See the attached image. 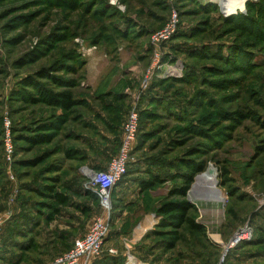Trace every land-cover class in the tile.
I'll return each instance as SVG.
<instances>
[{
    "label": "rangeland",
    "instance_id": "obj_1",
    "mask_svg": "<svg viewBox=\"0 0 264 264\" xmlns=\"http://www.w3.org/2000/svg\"><path fill=\"white\" fill-rule=\"evenodd\" d=\"M134 107L141 135L112 190L117 253L103 264H264V0H0V264H46L90 230L104 210L88 172L106 169ZM191 163L206 234L183 230L169 249L157 210ZM209 167L221 199L198 198Z\"/></svg>",
    "mask_w": 264,
    "mask_h": 264
},
{
    "label": "built area",
    "instance_id": "obj_2",
    "mask_svg": "<svg viewBox=\"0 0 264 264\" xmlns=\"http://www.w3.org/2000/svg\"><path fill=\"white\" fill-rule=\"evenodd\" d=\"M160 35V34H158ZM140 127V112L135 107L132 108L124 122V136L115 156L110 160L104 170H91L89 173L90 186L93 188L100 200L104 214L98 216L93 222L90 230L83 236L74 240L72 247L58 254L48 264H91L93 258L102 256L105 250L106 238L110 233V215L112 207V190L126 174L132 160V151L138 138ZM6 153L10 157L14 152L12 138L9 134L5 139ZM7 217L0 214V235L3 232ZM131 244L126 243V248L130 253ZM109 253L116 254L115 248H109ZM134 256L129 254V259ZM135 259V258H134ZM138 264V263H137Z\"/></svg>",
    "mask_w": 264,
    "mask_h": 264
},
{
    "label": "trees",
    "instance_id": "obj_3",
    "mask_svg": "<svg viewBox=\"0 0 264 264\" xmlns=\"http://www.w3.org/2000/svg\"><path fill=\"white\" fill-rule=\"evenodd\" d=\"M213 9H218L217 4H213ZM56 66L57 64L54 65V67ZM48 73H49L48 70H44L41 72V74H48ZM44 94L46 95L47 100L52 101L56 106L61 107L64 110H70L74 105H76V100L71 90H61V91L45 90ZM239 115H242V113H240ZM141 126H142V112L140 111V127H139L138 138H140V135H141V129H142ZM190 129L192 128L190 127L186 128V130H188L189 132H192V130ZM40 139L41 137L37 136L36 138L33 139V141L39 142ZM203 170H204L203 163L202 164L200 163L192 164L191 163L189 166V173L186 174L187 176L184 178V183L181 186L171 189L169 192V195L165 198L164 201H162V203L158 207L157 211L162 216V219H163L160 222L159 227L160 228H169V227L171 228L167 232V234L171 235V240L168 245L169 249L174 248L177 245V243L182 239L183 230H186L189 233L196 234V235L205 236L206 234L205 226L199 223L192 216V211L195 209V205L188 198L189 190L191 188V184L194 181L195 175ZM161 181L162 180L159 177L155 176L151 180L143 181V183L141 184V189L142 191L148 190L152 188L156 183L161 182ZM47 190L51 191L49 187H47ZM44 194L46 195L48 194V192ZM191 194H190V197H191ZM49 195H52L61 204L67 203V197L64 194L49 193ZM259 240L264 242V232L260 235ZM111 257L112 255L109 254L107 251H105L102 254V257L99 258V260H96L95 262H92L91 264H103L105 261H107Z\"/></svg>",
    "mask_w": 264,
    "mask_h": 264
},
{
    "label": "bare ground",
    "instance_id": "obj_4",
    "mask_svg": "<svg viewBox=\"0 0 264 264\" xmlns=\"http://www.w3.org/2000/svg\"><path fill=\"white\" fill-rule=\"evenodd\" d=\"M214 1H217V0H214ZM222 1L228 7H236V8L243 6L244 2H245V0H230V1L222 0ZM219 4H221V3H219ZM215 178H216V173L210 174L208 172H205L204 175L199 178V180H200L199 184H200V186H202L203 192L201 193V195H199L198 198L205 199V200H213V199H221L222 198V196H221L222 194L220 195L219 193H213L212 191H210V189L215 185L214 184ZM244 231H245V228H244ZM241 238H243V237H241Z\"/></svg>",
    "mask_w": 264,
    "mask_h": 264
},
{
    "label": "crops",
    "instance_id": "obj_5",
    "mask_svg": "<svg viewBox=\"0 0 264 264\" xmlns=\"http://www.w3.org/2000/svg\"><path fill=\"white\" fill-rule=\"evenodd\" d=\"M149 218L148 217H145L144 218V220L142 219L141 221H142V224H143V228L142 229H140L139 230V232H137V236H140L141 237V235H143L144 233H145V230L147 229V226H148V223H149ZM146 226V228H144ZM107 244V243H106ZM57 256V254L56 255H54L46 264H48L52 259H54L55 257Z\"/></svg>",
    "mask_w": 264,
    "mask_h": 264
},
{
    "label": "water",
    "instance_id": "obj_6",
    "mask_svg": "<svg viewBox=\"0 0 264 264\" xmlns=\"http://www.w3.org/2000/svg\"><path fill=\"white\" fill-rule=\"evenodd\" d=\"M215 171H216V169L213 168V167H209V168L207 169V172L210 173V174H214Z\"/></svg>",
    "mask_w": 264,
    "mask_h": 264
}]
</instances>
